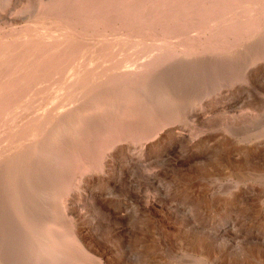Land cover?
I'll return each mask as SVG.
<instances>
[{"label":"rangeland","instance_id":"1","mask_svg":"<svg viewBox=\"0 0 264 264\" xmlns=\"http://www.w3.org/2000/svg\"><path fill=\"white\" fill-rule=\"evenodd\" d=\"M46 2L58 11L59 0H0V40L68 32ZM247 6L244 0L234 13ZM252 15L260 14L256 10ZM132 33L129 28H105L75 37L99 43ZM248 34L211 41L235 45L218 54L206 50L201 57L175 58L146 80L147 93L171 118L147 128L150 136L138 129L132 135L123 128L108 133L105 127L88 133L100 122V108L115 100L120 83L138 75L134 61L143 54L137 48L117 49L113 63L85 50L74 72L109 68L107 77L93 81L99 87L90 85L88 95L72 90V69L23 90L21 107L10 114L18 121L0 123V264H264V23L252 25ZM156 36L147 43L182 48L191 42L199 50L209 43L195 31ZM125 54L130 58L123 60ZM96 94L103 95L102 103ZM83 105H90V111L67 118ZM32 117L52 118L22 151L10 143L9 127ZM97 138L105 142L89 157L92 167L61 175L56 182L57 172L62 174L61 154ZM66 232L77 237L87 255H79L73 246L64 254L62 242L60 250L52 251V239Z\"/></svg>","mask_w":264,"mask_h":264},{"label":"bare ground","instance_id":"2","mask_svg":"<svg viewBox=\"0 0 264 264\" xmlns=\"http://www.w3.org/2000/svg\"><path fill=\"white\" fill-rule=\"evenodd\" d=\"M243 1L244 0H59V2L56 3L58 7V11H56V6L52 7V5H49L48 2H46L45 3L46 8L49 11H51L52 9L56 12V15L59 16L60 26H63V28H65V25H67L68 32L63 31L62 33L57 34L55 36H52L53 34H50V36L48 37H43V36H26L22 38L7 37V39L0 40V123L4 122L5 124L8 125L9 123L6 122H8L9 120H11V123L18 121L14 118V116H11L10 114H11V110H17L19 107H21V101H22L21 92L23 90H27V89L29 90L32 87L33 88L37 87L36 84L37 82H40L39 80L41 79L42 81L43 79L49 80L50 78L55 76V74H58L59 71L61 73L62 70L64 69L65 70L72 69L74 63L78 61L77 58L85 50L95 51L98 53L99 56H102L104 58H109L111 61L113 60L111 62L113 63L115 62V58L113 56L115 55L114 53L116 52L117 49L127 50L129 48H137L136 49L137 52L139 51L140 53L143 54L140 56L137 55L138 57L137 59L134 58L136 59V61H134L135 62L134 67L138 69V75L134 76V79L132 80L131 77L130 78L131 81L130 80L128 81L129 83H125V82H123L122 84L120 83V86H118L115 89V95H114V97H116L115 100L111 104L106 102V105L107 106L110 105V107L107 108L103 105L104 107L100 108L102 114H101L100 122H98L97 120V124L99 123L98 125L96 124L97 126H99L98 129L97 126L94 125L95 127L93 126V128H91V130H89L88 133H93L94 131L99 130L101 127L103 128L105 127L108 133L110 132V130L113 132L114 128L120 130L121 128H123V130L127 131V135H130L129 133H131L132 135L133 131L138 129V131H141L145 133L146 136H148L151 131H149L147 128L154 127L157 125L159 127L163 123L170 121L171 118L170 116L167 115L168 109L166 107L165 109L160 107L155 102V98L153 97V94L147 93V87L144 86L146 80L151 76H153V74H155L161 66H163L165 63L175 58L186 55H199V57H201V54H203V52L206 50H209L214 54H218V52L223 51L224 47L225 48L227 46L234 47L235 44L229 43V41L227 40L219 43L214 42L213 44H211L210 42L219 40L220 38H223V36L226 37L227 34L237 35L238 33L239 34L238 36H241L243 34L244 35L248 34V30L252 25H255L256 23H264V0H246L249 1L250 6H247L239 10L240 14L234 13L238 10V8H236L235 5H241ZM46 8H44V10H46ZM256 10L257 13H259L260 15L255 17L252 15V12L253 11L256 12ZM222 13L225 15L229 13L226 20L222 21L220 24H217L215 26L210 25L211 27H208L207 23L210 22L211 20L213 21L214 18L216 19V17L220 16ZM105 28H112V29L129 28L130 30H133L132 33L133 36L127 37L126 35L125 36L126 38L121 37V39L118 40L114 38L112 40H108V41L104 40L99 43L91 42L86 38L81 39L82 38L81 37L79 39V37L78 38L75 37L77 35L80 36V34L83 31L85 32L91 31L94 33V31L96 30L98 32ZM80 30H82V32L78 34ZM253 30L254 28L251 30L252 33ZM194 31L206 37V40L209 42L207 44L208 45L207 47H203L202 50H199L197 49L198 47L195 45V43H191V42H188L187 44L189 45L187 46V44H185L182 48H177L175 46L167 47L165 45H162V43L159 44L157 40L155 41L158 44L151 45L147 43V40L151 39V37H154V35L156 34L158 36V34L159 35L162 34L167 35L172 33L181 34V33H190ZM261 38L263 39L264 37ZM159 41L162 42L163 40L162 41L159 40ZM169 43L171 44L172 42ZM129 58L130 57L126 55L125 59L123 60ZM142 58L144 59L146 58V60L140 61V59L142 60ZM114 66H116V63L115 65L112 66V68ZM98 67L100 68L102 67V65L96 66L97 69H99ZM74 68H76V66ZM73 70L74 69H72V72L75 71ZM108 71L109 68L107 66L101 68V70H99L96 73H94L95 71L93 72L90 71L89 69H83L74 72L73 76L75 77V79L73 80L71 85L72 90L74 89L73 91L75 92L76 90H80L81 94H86V95L90 94L92 92L93 87L98 86V84H96L97 85L96 86L94 82L102 80L101 76L107 77ZM229 71H230V67H229ZM95 76H100V77H95ZM160 78L162 77L160 76L158 79ZM118 80H121V77ZM90 85H94V86H90ZM186 87H184V89ZM47 90L45 89V91H41L40 94H43V92L46 93ZM98 96H99V100L97 101L102 103L103 95L102 94L95 95V97L97 98ZM57 103H60V101ZM104 103L105 102H103V104ZM165 103L166 105H169L167 104L166 101ZM90 109H91L90 105H83L82 107L80 106L76 107L75 108L76 111L73 112L71 111L72 113L67 118L71 120L72 118H76L78 115L79 116L81 115L79 111H82V113L84 114L90 111ZM104 109L105 111H103ZM110 111H114V113L111 114L110 118H108V113H110ZM43 115H45V113L42 114V116ZM7 116L10 117L11 119H9ZM46 117L47 116H45V118ZM52 117H48V119L51 121ZM48 119L45 120L43 119V117L41 118L32 117L28 121L25 120L26 122L24 123L17 122V124H15L13 128L12 125H10L9 135H8L10 143H12V145H17L19 148L22 149V151H24L22 146L23 145L27 146L26 145L27 141L32 140L41 134L43 128L46 126L47 123H49ZM131 130L133 131L131 132ZM159 130L160 129H158L157 131ZM126 131L122 134L123 136L125 135ZM96 135L98 137V134ZM144 135L142 139L144 138ZM103 140L104 138H97L95 141L90 142L87 139L82 143L79 142L78 145L75 146L71 151L69 149V152L68 150L67 152H63V153L61 152L62 156L61 158L60 157L59 158L60 160L61 159L62 160L59 161L61 162L60 170L62 171L61 172L62 174H60V172L59 173L57 172V175L55 176V179H57L56 182L59 181L58 179L60 178L61 175L68 176L69 174H73L72 172L76 173L78 171H82V172L88 171L90 167H92L90 165L91 163L89 162L90 160L89 157L99 147L98 146L99 144L101 145L102 143L105 142ZM47 155H48V150L45 152L44 156ZM63 164L64 165L67 164V166H64ZM64 167H67V170ZM54 185L55 188L59 187V185L56 183ZM22 202H24V200ZM20 208L22 207L20 206ZM34 228H36V226ZM36 232L34 231L32 233H36ZM56 234L55 235L53 234V236L56 237ZM65 234L66 235L63 236L60 234L61 237L59 236L60 237L59 239H55V240L54 238L52 239L51 246L53 247L54 244L56 245L53 247L54 248L52 250L53 252L58 249L60 250L61 245L59 246V242L60 243L62 242L64 245L63 249H65L62 250L64 254H66V252L64 251H70L71 249H74L71 248L72 246L76 247L75 248L76 250L78 249L79 255H81V253L84 254L83 256L88 254L86 250L82 248L83 246H81L78 243L79 241L77 240V237L75 235L72 236L71 233L67 234V232ZM43 239L44 238H42V240ZM47 241L44 240L43 243ZM47 244L50 245V242H48ZM42 247H48V246L43 245ZM41 250L43 249H40V251ZM53 252L50 251L48 255H50ZM35 253L38 252L35 251ZM52 257H55V255Z\"/></svg>","mask_w":264,"mask_h":264}]
</instances>
